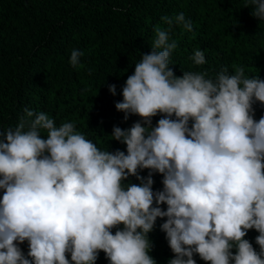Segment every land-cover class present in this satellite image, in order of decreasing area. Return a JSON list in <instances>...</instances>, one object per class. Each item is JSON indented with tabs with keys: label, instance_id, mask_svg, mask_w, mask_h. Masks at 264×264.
I'll list each match as a JSON object with an SVG mask.
<instances>
[{
	"label": "clouds",
	"instance_id": "obj_1",
	"mask_svg": "<svg viewBox=\"0 0 264 264\" xmlns=\"http://www.w3.org/2000/svg\"><path fill=\"white\" fill-rule=\"evenodd\" d=\"M248 4L264 21V0ZM162 20L168 29L156 27L151 52L115 105L126 120L144 121L114 127L127 154L101 151L74 123L57 126L27 108L18 126L0 131V264H96L100 251L110 264H156L148 234L158 217H167L169 264H196L194 254L210 264H264V117L255 120L253 110L254 101L264 104V80L245 77L242 67L214 79L176 76L169 33L174 24L191 32L193 24L183 13ZM83 55L71 52L72 67ZM190 59L206 62L199 49ZM109 90L116 94L115 85ZM138 169L162 174L163 190L153 192L152 173L145 181ZM130 175L141 184H123ZM253 228L259 252L244 239ZM25 240L27 257L15 243Z\"/></svg>",
	"mask_w": 264,
	"mask_h": 264
},
{
	"label": "trees",
	"instance_id": "obj_2",
	"mask_svg": "<svg viewBox=\"0 0 264 264\" xmlns=\"http://www.w3.org/2000/svg\"><path fill=\"white\" fill-rule=\"evenodd\" d=\"M251 7L248 0H0V131L18 126L27 108L46 113L57 126L74 123L101 151L127 154L126 144L111 136L114 127L127 130L144 121L134 114L126 120L115 105L123 101L135 64L151 52L156 27L168 29L162 17L183 13L193 24L191 32L174 24L169 33V43H177L169 61L176 76L200 72L214 79L224 68L234 74L242 67L245 77L264 80V21L252 15ZM74 49L84 53L75 68L70 64ZM197 49L204 52L203 65L190 59ZM110 85L116 86L115 95ZM253 110L255 120L264 117V104L254 101ZM161 118L152 117V127ZM150 173L153 192L162 191V174L138 169L145 181ZM123 184L141 180L130 175ZM153 206L167 210L166 204ZM166 219L158 217L148 234L156 264L175 258L161 229ZM258 235L253 228L244 237L257 252ZM15 243L27 257L29 242ZM66 255L71 262V254ZM193 258L196 264H210L198 254ZM96 264H110L103 251Z\"/></svg>",
	"mask_w": 264,
	"mask_h": 264
}]
</instances>
